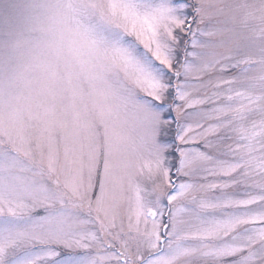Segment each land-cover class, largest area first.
<instances>
[{
    "label": "snow or ice",
    "instance_id": "snow-or-ice-1",
    "mask_svg": "<svg viewBox=\"0 0 264 264\" xmlns=\"http://www.w3.org/2000/svg\"><path fill=\"white\" fill-rule=\"evenodd\" d=\"M0 264H264V0H0Z\"/></svg>",
    "mask_w": 264,
    "mask_h": 264
}]
</instances>
